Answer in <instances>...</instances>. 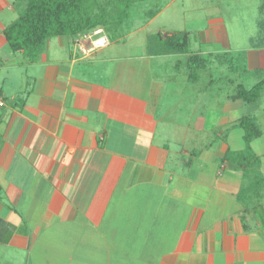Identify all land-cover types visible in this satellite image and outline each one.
Wrapping results in <instances>:
<instances>
[{
  "label": "crops",
  "instance_id": "0c3cea01",
  "mask_svg": "<svg viewBox=\"0 0 264 264\" xmlns=\"http://www.w3.org/2000/svg\"><path fill=\"white\" fill-rule=\"evenodd\" d=\"M24 6L0 0V264H264V180L222 160L237 118L202 149L175 147L153 70L102 73L122 38L93 49L87 32L55 36L31 60L3 33ZM145 50L189 73L185 55ZM215 142V165L200 163Z\"/></svg>",
  "mask_w": 264,
  "mask_h": 264
},
{
  "label": "rangeland",
  "instance_id": "374dc122",
  "mask_svg": "<svg viewBox=\"0 0 264 264\" xmlns=\"http://www.w3.org/2000/svg\"><path fill=\"white\" fill-rule=\"evenodd\" d=\"M109 1L99 0L108 16L102 25L88 30L86 37V46L93 49L105 47L118 38L124 41L102 51L101 57L109 59V63L102 64V73L113 63L153 70L157 85L163 87L162 106L157 116L161 118L166 114L164 132L173 135L171 144L175 147L202 149L213 139L207 137L212 136V130L208 129L212 125L222 132L229 119L243 115L253 117L262 135L252 141L251 148L259 155L264 169V88L254 104L229 99L238 84L250 88L264 81V0H143L126 6L121 18ZM98 13L95 11L93 18ZM183 31L190 35L192 51L191 55L183 57L188 60L192 57L201 66L196 71V80H186L190 75L184 63L179 70L176 68L175 61L180 57H152V65L144 61L147 36L161 34L165 38ZM176 69L179 72L176 73ZM227 101L231 109L235 108L230 112L224 110ZM191 119L196 120L193 123L196 131L186 129V121L190 127ZM162 122V129H158L161 133ZM217 124L220 127H216ZM242 134V129L238 128L229 133V138L222 139L230 148L240 150L244 146ZM219 145L215 142L213 150L203 153L200 163L215 165L213 153ZM122 207L119 205L114 210L120 212ZM43 241L46 245L52 241L49 234L44 235ZM130 242L126 235L121 236L123 249L129 247Z\"/></svg>",
  "mask_w": 264,
  "mask_h": 264
},
{
  "label": "trees",
  "instance_id": "16d2710c",
  "mask_svg": "<svg viewBox=\"0 0 264 264\" xmlns=\"http://www.w3.org/2000/svg\"><path fill=\"white\" fill-rule=\"evenodd\" d=\"M24 9L16 21L4 30V36L13 51H22L34 60L41 52L47 39L55 36L77 35L90 30L95 25H102L107 11L101 8L99 0H20ZM143 0H110L118 17H123L126 6ZM119 10V11H118ZM95 11L99 12L94 18ZM190 35L188 32H177L169 37L161 34L147 36L146 49L149 56L191 55L189 49ZM188 65L190 78L196 80V71L201 69L196 59L190 57ZM264 81L261 80L250 88L238 84L231 101H242L246 105L257 102ZM236 127L243 131L242 150H228L223 161L240 166L244 174L255 183L264 177L259 172L260 158L253 152L251 143L262 135L253 117L243 115L237 119Z\"/></svg>",
  "mask_w": 264,
  "mask_h": 264
},
{
  "label": "built area",
  "instance_id": "2783aa9c",
  "mask_svg": "<svg viewBox=\"0 0 264 264\" xmlns=\"http://www.w3.org/2000/svg\"><path fill=\"white\" fill-rule=\"evenodd\" d=\"M6 106V103L3 98H0V110Z\"/></svg>",
  "mask_w": 264,
  "mask_h": 264
}]
</instances>
